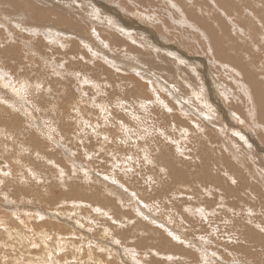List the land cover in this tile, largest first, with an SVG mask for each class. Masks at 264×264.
I'll return each mask as SVG.
<instances>
[{"label":"rangeland","instance_id":"1","mask_svg":"<svg viewBox=\"0 0 264 264\" xmlns=\"http://www.w3.org/2000/svg\"><path fill=\"white\" fill-rule=\"evenodd\" d=\"M124 1L0 0V264H264V129L252 87L211 55L196 21L166 19L164 1L151 0L148 22L136 12L141 0H128L131 15ZM254 2L233 3L257 18L217 7L208 15L260 27ZM253 27L232 36L252 31L263 43L264 28ZM159 35L190 58L156 51ZM256 52L260 68L264 48ZM237 104L245 115H226Z\"/></svg>","mask_w":264,"mask_h":264},{"label":"bare ground","instance_id":"2","mask_svg":"<svg viewBox=\"0 0 264 264\" xmlns=\"http://www.w3.org/2000/svg\"><path fill=\"white\" fill-rule=\"evenodd\" d=\"M91 2H92V0H90ZM105 1V0H104ZM132 1V0H131ZM134 1V0H133ZM162 1H164V4H162L161 2H160V4L163 6L164 5V7H165V10H164V14H165V18L166 19H168L169 17L171 18L170 20H173V21H175V22H177L178 23V19L180 20L183 16L185 17L184 19H182L181 21H179V24H181L182 23V25H186V27H187V25H189V28H190V24H192V22L193 21H196L197 22V24L204 30V32L206 33V34H208V36H209V38H210V42H211V44H212V48L213 49H215V53H211V55L213 56V57H215V58H222L223 60H227L228 61V63H229V61L231 62V63H233L237 68H239L240 70L237 72V73H239L241 76L243 75L244 76V80H246L247 81V83H249V85L252 87V99H253V101H254V105L252 104V106H253V109H256L257 110V108L259 109V123H262V124H256L259 128H263L264 129V81L262 82V81H259V79H264V62L262 63V65L261 66H259L260 68H258L257 66H255V60H254V57H253V52L255 51H260V49L262 50L263 48L261 47V46H259V44L260 45H262V46H264V14H261V19H260V21L262 22L261 24H260V27L258 26V25H256L255 26V24L253 25V23H250V24H248V22H244V21H241V22H238L240 25H238V27H237V25L235 24V23H233V24H231V23H229V21H226L224 18L223 19H221L218 15H214L213 13V17H210L211 15H208V13L210 14V12L211 11H213V9L215 8V7H217V9L219 8L221 11L223 10V12L224 11H227L228 13V15L229 16H231V15H233V16H235L237 19H241V18H244L245 19V13L246 12H248V11H250L252 14H251V16H253V17H255V18H257V16H256V13L258 14V17H259V13L257 12V11H254V7H250V6H247V7H243V9L241 8V7H239V5L236 3L235 5H234V0H212V3H205L204 2V0H197L198 1V3H196V2H194V1H192V0H190V4H189V0H162ZM208 1V0H207ZM210 1V0H209ZM239 1V0H238ZM258 0H256V2H257ZM263 5H261V6H263L262 7V10L264 11V0H259ZM52 2V1H51ZM96 2H97V0H96ZM107 2H108V0H107ZM114 2V1H113ZM125 3L123 4V7H121L120 5H118L119 6V8H121L120 10H121V12H123V14H124V12L125 13H128V14H132V13H130V12H128V11H134V9H133V7L130 5V4H132V2H130V1H128L127 0V2L126 1H124ZM60 3V2H59ZM71 3V2H70ZM76 3V2H75ZM100 3V2H99ZM109 3H110V1H109ZM254 0H253V5H254ZM26 4V3H25ZM58 4V3H57ZM61 4V3H60ZM87 4H89V3H87ZM98 4V3H97ZM142 4H143V6L144 5H150V4H152L151 6L152 7H156V3L155 2H152L151 0H141V2H140V7H138L137 8V10H136V12H141V14H140V16L144 19V20H148V22H149V20H155V18L154 19H152L150 16H151V13H150V9H146V10H144V8L142 7ZM154 4V5H153ZM240 4H241V2H240ZM54 5V4H53ZM79 5V4H78ZM91 5V4H90ZM94 5H95V3H94ZM105 5H107V4H105ZM249 5V4H248ZM259 5V4H258ZM259 5V6H260ZM55 6V5H54ZM74 6V5H73ZM79 6H81V4L79 5ZM108 6V5H107ZM116 6H117V2H116ZM118 6H117V8H118ZM95 7V6H94ZM97 7V6H96ZM95 7V8H96ZM104 7V6H103ZM110 7H112V6H110ZM199 7H201V9H202V14L199 12ZM7 8V7H6ZM35 8H37V7H35ZM35 8H33V10L35 9ZM91 8V7H90ZM105 8H107L106 6H105ZM118 8V9H119ZM163 8V7H162ZM162 8H158V10L159 11H163V9ZM54 9V8H53ZM112 9V8H111ZM113 9H114V7H113ZM116 9V8H115ZM114 9V10H115ZM117 9V10H118ZM157 9V8H156ZM167 9V10H166ZM259 9V8H258ZM91 10H93V8L91 9ZM96 10H98V9H96ZM107 10V9H106ZM110 10V9H109ZM114 10H112V13L114 12ZM143 10H144V12H143ZM54 11V10H53ZM52 11V12H53ZM95 11V10H94ZM32 12V11H31ZM120 12V11H119ZM135 12V13H136ZM44 13V15L46 14V12H43ZM54 13V12H53ZM61 13V12H60ZM74 13V12H73ZM97 13V12H96ZM115 13H116V10H115ZM91 14V13H90ZM114 14V13H113ZM112 14V15H113ZM247 14V13H246ZM24 15V14H23ZM58 15V14H57ZM61 16H62V14H60ZM92 15V14H91ZM97 15V14H96ZM95 15V16H96ZM119 15V14H118ZM137 15V14H136ZM203 15H206V16H203ZM208 15V16H207ZM27 16V15H26ZM64 16V15H63ZM107 16V15H106ZM117 16V15H116ZM125 16V15H124ZM138 16V15H137ZM153 16V15H152ZM177 16V18H175ZM17 17H19V16H17ZM65 17V16H64ZM93 17V16H92ZM97 17V16H96ZM103 17H105V16H103ZM108 17H110V16H108ZM128 17V16H127ZM156 17V16H155ZM241 17V18H240ZM7 18V17H6ZM29 18H30V16H29ZM102 18V17H101ZM112 18V17H111ZM120 18V17H119ZM126 18V17H125ZM250 18V17H249ZM11 19H13L12 17H11ZM21 19H22V17H21ZM32 19V18H31ZM39 19V18H38ZM65 19V18H64ZM93 19H95L94 17H93ZM121 19V18H120ZM135 19V18H134ZM177 19V20H176ZM188 19V20H187ZM229 19V18H228ZM246 19H248L247 17H246ZM4 20H5V18H4ZM8 20V19H7ZM6 20V21H7ZM35 21H37L36 19H34ZM33 20V21H34ZM60 20V19H59ZM97 20H99L98 18H97ZM108 20V19H107ZM112 20V19H111ZM110 20V21H111ZM137 20V19H136ZM141 21H140V23L142 22V19H140ZM251 20V19H250ZM5 21V22H6ZM50 21V20H49ZM78 21H79V19H78ZM101 21H102V19H101ZM114 21V20H113ZM139 21V20H138ZM159 21V20H158ZM259 21V22H260ZM12 22H14V21H12ZM20 22H23V21H20ZM32 22V21H31ZM43 22H45V21H43V20H40V23L42 24ZM62 20H60V21H58V23H59V25L60 26H62ZM98 22V21H97ZM104 22V20L102 21V23ZM112 22V21H111ZM114 22H116V21H114ZM124 22V21H123ZM151 23H152V21H150ZM157 22V21H156ZM257 22V21H256ZM8 23V22H7ZM15 24H18V23H16V22H14ZM14 23H12V25L14 26ZM28 23V22H27ZM40 23H38L37 25L39 26L40 25ZM64 23V22H63ZM105 23V22H104ZM137 23V22H136ZM160 23V22H159ZM170 23V22H169ZM172 23V22H171ZM21 24V23H20ZM54 24H55V22H54ZM65 24V23H64ZM95 24V23H94ZM106 24V23H105ZM108 24V26L110 27L111 25H113V24H111V23H107ZM109 24H111V25H109ZM121 24V23H120ZM125 24V23H124ZM142 24V23H141ZM144 24L145 23H143V26H144ZM155 24V23H154ZM161 24V23H160ZM165 24V23H164ZM176 24V23H175ZM258 24V23H257ZM6 25H8V24H6ZM24 25V24H23ZM44 25H46V24H44ZM117 25V23L115 24V26ZM140 25V24H139ZM138 25V27L136 26L135 28H134V30L136 29V30H138V29H141V30H143L140 26ZM193 25L194 24H192L191 25V28L193 27ZM106 26V25H105ZM104 26V27H105ZM178 26V25H177ZM181 26V25H180ZM254 26V27H253ZM263 26V27H262ZM6 26H4V28H5ZM19 27V26H18ZM22 27V26H21ZM31 27V26H30ZM41 27H43V26H41ZM49 27V26H48ZM57 27V26H56ZM94 27V26H93ZM117 27V26H116ZM147 27V26H146ZM185 27V28H186ZM249 27H253V29H254V31L257 33V35L259 34L258 33V29H257V27H259V31H261V29L260 28H262L263 29V39H262V42L263 43H261V41H259V44H256V42L257 41H255V35L252 33V31H251V38H250V40H244L242 37H240V41L238 40V39H236L235 37H233L232 36V34L233 33H235V34H241L242 35V33L244 32V31H246L247 29H249ZM14 28H16L15 26H14ZM45 28V27H44ZM113 28V27H112ZM122 28H124L125 29V27H121L120 29H122ZM153 29H156V28H154V27H152ZM161 28H163V27H161ZM189 28L187 29V30H189ZM8 29V28H7ZM28 29V28H27ZM26 29V30H27ZM32 30L34 29V28H31ZM43 29V28H42ZM70 29H72V30H74V28L73 27H70ZM123 29V31L125 32L126 30H124ZM164 29H166L165 27H164ZM17 30H20V29H17L16 28V31ZM59 30V29H58ZM115 30V29H114ZM200 30V29H199ZM9 31V30H8ZM14 31V30H13ZM23 31V30H22ZM38 31H40V30H38ZM61 31V30H60ZM93 31V30H92ZM119 31V30H118ZM122 31V30H121ZM122 31V32H123ZM144 31H148L147 29H144ZM150 31V30H149ZM166 31H167V29H166ZM165 31V32H166ZM248 31V30H247ZM56 32V31H55ZM121 32V33H122ZM123 32V33H124ZM128 32H130V33H132L133 31H129L128 30ZM135 32V31H134ZM138 32V31H137ZM157 32V31H156ZM168 32V31H167ZM183 32V31H182ZM10 33V32H9ZM41 33V32H40ZM67 33V32H66ZM126 33V32H125ZM249 33V32H248ZM35 33H33V35H34ZM50 34H51V32H50ZM59 34V33H58ZM71 34V33H70ZM96 34V33H95ZM140 34V33H139ZM185 34H186V32H185ZM204 34V33H203ZM10 35V34H9ZM14 35V34H13ZM41 35V34H40ZM65 35V34H64ZM68 35V34H67ZM97 35H98V33H97ZM122 35V34H121ZM126 35H127V33H126ZM128 35H131V34H128ZM155 35V34H154ZM188 35H190V34H187L186 36H188ZM234 35V34H233ZM260 35V34H259ZM46 36V35H45ZM59 36H62V35H59ZM73 36V35H72ZM92 36V35H91ZM112 36V35H111ZM156 36V35H155ZM162 36V35H161ZM185 36V37H186ZM47 37V36H46ZM126 37V36H125ZM132 37V36H131ZM163 37V36H162ZM162 37H160V35L158 36V37H156V43L155 42H153V46L155 47V49H156V51H161L160 49H159V47L160 48H162V50L163 51H169V52H165V53H168V54H171V55H174L172 58H174V57H176V54L177 53H179L180 54V57H182V58H185V57H187L188 56V52L186 51V49L184 48V47H182L183 45H181V47H179V45H177L176 44V47L175 46H170V45H168L169 43H167L168 41H170L171 39H169V40H165L166 42H165V44L164 43H162ZM257 37V36H256ZM54 38V37H53ZM57 38H58V36H57ZM72 38V37H71ZM99 38V37H98ZM127 38V37H126ZM130 38V37H129ZM192 38V37H191ZM24 39V38H23ZM30 39V38H29ZM33 39V38H32ZM132 39V38H131ZM130 39V40H131ZM190 39V38H189ZM196 39V38H195ZM194 39V40H195ZM15 40V39H14ZM25 40V39H24ZM35 40V39H34ZM46 40V39H45ZM78 40V39H77ZM143 40H145L144 39V37H143ZM188 40V39H187ZM186 40V41H187ZM22 41V40H21ZM52 41H53V39H52ZM55 41V40H54ZM53 41V42H54ZM58 41V40H57ZM102 41V40H101ZM196 41V40H195ZM28 42V41H27ZM26 42V43H27ZM60 42V41H59ZM86 42V41H85ZM179 42V41H178ZM178 42H175L174 41V43H178ZM250 43V44H252L253 45V49L254 50H250V49H247L248 47H246L245 49H243V47H244V44L245 43ZM25 43V44H26ZM47 43H48V40H47ZM134 43V42H133ZM137 43H139V42H137ZM170 43H172V42H170ZM194 43V42H193ZM50 44V43H49ZM76 44V43H75ZM83 44H85V43H83ZM89 44V43H88ZM135 44V43H134ZM140 44V43H139ZM142 44V43H141ZM86 45V44H85ZM124 45V44H123ZM159 45H161V46H159ZM197 45V44H196ZM196 45H195V47H196ZM28 46H29V44H28ZM59 46H61L60 45V43H59ZM22 47H24V46H22ZM26 47V46H25ZM31 47H33L32 45H31ZM62 47V46H61ZM96 47V46H95ZM105 47V46H104ZM163 47H164V49H163ZM28 48V47H27ZM35 48V51L36 52H38V53H42L43 51H41L40 52V50L39 49H37L36 47H34ZM78 48V47H77ZM90 48V47H89ZM127 48V47H126ZM44 49V48H43ZM100 49V48H99ZM119 49V48H118ZM134 49V48H133ZM146 49V48H145ZM189 49V48H188ZM212 49V50H213ZM93 50V49H92ZM91 50V51H92ZM95 50V49H94ZM98 49H96V51H97ZM172 50H174V52H172ZM198 50V49H197ZM196 50V51H197ZM105 51V50H104ZM93 52V51H92ZM152 52V51H151ZM194 52V51H193ZM106 53H107V51H106ZM110 53V52H109ZM197 53H199L198 51H197ZM201 53V52H200ZM257 53V52H256ZM44 54H46V53H44ZM94 54H96V53H94ZM99 54V53H98ZM167 54V55H168ZM179 54H177V55H179ZM189 54L191 55V51H189ZM203 54L205 55V53L203 52ZM208 54V53H207ZM209 54H210V52H209ZM242 54H244V58L241 60V58H240V55L242 56ZM259 54V53H258ZM30 55V54H29ZM92 55V54H91ZM203 55V56H204ZM247 55H249L250 56V59H248V60H246V56ZM96 56V55H95ZM141 56H143L142 54H141ZM170 56V55H169ZM256 56V55H255ZM2 57V56H1ZM6 57H8V56H6L5 55V58ZM100 56H98V58H99ZM107 57V56H106ZM171 57V56H170ZM189 57V56H188ZM209 57V55H207L206 56V58H208ZM212 57V58H213ZM248 57V56H247ZM44 58H45V56H44ZM80 58V57H79ZM110 58V57H109ZM143 58V57H142ZM177 58V57H176ZM190 58V57H189ZM205 58V59H206ZM259 58V57H258ZM264 58V57H263ZM193 59V58H192ZM35 61H36V59H34ZM56 60V59H55ZM216 60V59H215ZM222 60V61H223ZM179 61H182V62H184V64H185V61L182 59H179ZM190 61V60H189ZM214 61V60H213ZM220 61V60H219ZM225 61H224V64H225ZM226 61V62H227ZM30 62H31V60H30ZM58 62V61H57ZM92 62V61H91ZM204 62V61H203ZM13 63V62H12ZM15 63V62H14ZM32 63V62H31ZM53 63V62H52ZM131 63V62H130ZM33 64V63H32ZM36 64L37 65H35V66H37V67H35L36 69L38 68H41L39 65H38V63L36 62ZM73 64V63H72ZM74 64H76V63H74ZM92 64V63H91ZM118 64V63H117ZM200 64V63H199ZM204 64H206V62H204ZM211 64H214V63H211ZM227 65V64H226ZM29 66V65H28ZM33 66H34V64H33ZM194 66V65H193ZM206 66V65H205ZM230 66V65H229ZM71 67V66H70ZM133 67V66H132ZM223 67V66H222ZM231 67V66H230ZM67 68V67H66ZM73 68V67H72ZM81 68V67H80ZM80 68H79V70H80ZM196 68V67H195ZM215 68V67H214ZM68 69V68H67ZM116 69V68H115ZM223 69V68H222ZM232 69V68H231ZM118 70V69H117ZM3 71V70H2ZM235 71V70H234ZM0 72H1V70H0ZM88 72V71H87ZM136 73H138V72H136ZM139 74V73H138ZM217 74V73H216ZM25 75V74H24ZM39 75V74H38ZM77 75V74H76ZM146 75V74H145ZM211 75V74H210ZM223 75H225V74H223ZM30 76V75H29ZM142 76V75H141ZM162 76V75H161ZM219 76H220V74H219ZM240 76V77H241ZM242 76V77H243ZM263 76V78H261ZM222 77V76H221ZM225 77V76H224ZM237 77V76H236ZM7 78V77H6ZM211 78H212V81H213V83H218L217 81H218V78L219 77H217L216 75H215V73H213L212 74V76H211ZM13 79H14V77H13ZM222 79V78H221ZM10 81H11V79H9ZM234 81V80H233ZM220 82V81H219ZM221 83V82H220ZM241 84H242V82H240ZM7 84V83H6ZM29 84V83H28ZM231 84V83H230ZM240 84V85H241ZM48 85V84H47ZM235 85V84H234ZM37 86H38V84H37ZM215 86V88L217 89V88H219V86L217 85V84H215L214 85ZM237 87V86H236ZM242 87H243V85H242ZM250 87V88H251ZM221 88H222V86H221ZM224 88H226V89H228V90H230V88H227V87H224ZM220 89V88H219ZM116 90V89H115ZM175 91V90H174ZM219 91V90H218ZM231 91V90H230ZM251 91V90H250ZM250 91H248V92H250ZM223 92V91H222ZM221 92V93H222ZM223 95H224V93H223ZM229 95H232V91L229 93ZM220 96V95H219ZM238 96V95H237ZM21 97V96H20ZM176 97V96H175ZM222 97V96H221ZM227 97V96H226ZM229 97V96H228ZM159 98V97H158ZM189 98V97H188ZM220 98V97H219ZM232 98H233V96H232ZM236 98V97H235ZM239 98H240V96H239ZM178 99V98H177ZM236 99H238V98H236ZM238 100H240V99H238ZM24 101V100H23ZM166 101V100H165ZM241 101V100H240ZM236 102V101H235ZM7 103V102H6ZM226 103H227V99H226ZM231 103V102H230ZM248 103V102H247ZM25 104V103H24ZM183 104V103H182ZM182 104H181V106H182ZM219 104V103H218ZM191 105V104H190ZM189 105V106H190ZM27 106V105H26ZM232 106H234L233 107V111L232 112H230L229 111V108L231 107V106H227V105H225L224 106V109H225V113H226V115H230L231 117H237V116H235V115H233V114H236V115H239L240 116V114H244L245 115V109L243 108L242 110H241V108L240 107H243L241 104H237V105H232ZM229 107V108H228ZM249 109V108H248ZM100 110V109H99ZM168 110H171V109H168ZM235 110V111H234ZM216 111V110H215ZM247 111V110H246ZM168 112V111H167ZM248 112V111H247ZM253 113V112H252ZM252 113H251V109H250V111H249V114H251L252 115ZM208 115V114H207ZM247 115H248V113H247ZM198 116V115H197ZM229 116V117H230ZM241 117V116H240ZM254 117V116H253ZM239 118V117H238ZM159 119V118H158ZM230 120V119H229ZM252 120H254V119H252ZM246 121V120H245ZM248 121H250V120H248ZM256 121V120H255ZM232 122V121H231ZM252 122V121H251ZM256 123V122H255ZM243 129H244V127H242ZM240 129V128H239ZM248 130V129H247ZM252 130V129H251ZM46 132V131H45ZM237 132V131H236ZM249 132V131H248ZM47 133V132H46ZM255 133V132H254ZM246 134V133H245ZM50 135V134H49ZM235 136H238L237 134H235ZM243 136V135H242ZM251 136V135H250ZM258 136V135H257ZM68 137V136H67ZM225 137V136H224ZM51 138V137H50ZM68 139V138H67ZM70 139V138H69ZM213 139V138H212ZM225 139V138H224ZM244 139H245V137H244ZM52 141V140H51ZM227 141V140H226ZM70 144V143H69ZM227 144V143H226ZM74 148V147H73ZM178 148H180V147H178ZM69 150V149H68ZM179 150V149H178ZM70 151V150H69ZM58 156V155H57ZM71 156V155H70ZM113 157V156H112ZM170 159V158H169ZM115 161V160H114ZM143 162V161H142ZM75 163V162H74ZM67 164V163H66ZM62 165V164H61ZM62 167V166H61ZM116 167V166H115ZM9 173V172H8ZM117 174V173H116ZM152 175V174H151ZM105 176V175H104ZM106 177V176H105ZM73 178V177H72ZM40 179V178H39ZM79 181V180H78ZM72 183V182H71ZM78 184V183H77ZM1 185V184H0ZM147 185V184H146ZM61 186V185H60ZM121 189H122V187H121ZM150 189V188H149ZM77 192V191H76ZM75 192V193H76ZM96 193V192H95ZM67 194V193H66ZM86 194V193H85ZM84 194V195H85ZM125 195V194H124ZM103 196V195H102ZM88 197V196H87ZM123 197V196H122ZM125 198V197H124ZM37 199V198H36ZM92 199V198H91ZM94 199V198H93ZM93 199H92V201H93ZM96 199V198H95ZM99 199V198H98ZM137 199V198H136ZM81 200V199H80ZM95 202H97L98 203V200H94ZM105 201H107V200H105ZM120 201V200H119ZM121 202V201H120ZM141 202V201H140ZM143 202V201H142ZM141 202V203H142ZM146 202V201H145ZM147 202H148V200H147ZM114 203V202H113ZM113 203L112 202H110L109 200H108V204H107V206H106V208L107 209H110L109 208V206H113L114 207V205H113ZM119 203V202H118ZM137 203L139 204V202L137 201ZM140 203V204H141ZM149 203V202H148ZM74 204V203H73ZM99 205H100V203H98ZM17 205V204H16ZM27 205V204H26ZM30 205V204H29ZM144 207L145 206H147V205H143ZM1 208V207H0ZM24 208H25V206H24ZM115 209H117L116 207H114ZM146 209H147V207H145ZM112 209V208H111ZM111 209H110V211H111ZM114 209V210H115ZM119 209V208H118ZM118 209H117V211H118ZM145 209V210H146ZM37 210V209H36ZM114 210H112V211H114ZM139 210H141V209H139ZM144 210V211H145ZM35 211V210H34ZM116 211V210H115ZM42 211L40 210V209H38L37 210V213L36 214H38V215H41L42 213H41ZM24 213V212H23ZM139 213H141L140 211H139ZM29 214V213H28ZM46 214V213H45ZM45 214H42V215H45ZM115 214V213H114ZM127 214V213H126ZM47 215H49V214H47ZM117 215V214H116ZM46 216V215H45ZM54 216V215H53ZM59 216V215H58ZM123 216V215H122ZM127 216V215H126ZM116 217V216H115ZM129 217H131V216H129ZM128 217V218H129ZM45 218V217H44ZM64 218V217H63ZM119 218V217H118ZM121 219V218H120ZM22 220V219H21ZM64 220V219H63ZM116 220V219H115ZM60 221V220H59ZM117 222H118V220H116ZM17 223V222H16ZM121 223H122V220H121ZM124 224V223H123ZM249 224V223H248ZM109 225V224H108ZM9 226V225H8ZM44 226V225H43ZM154 227V226H153ZM109 228H111V226H109ZM125 230V229H124ZM6 231V230H5ZM38 232V231H37ZM5 232H3V234H4ZM43 233V232H42ZM127 233H128V231H126L125 232V234L127 235ZM134 235H135V230H134V233H133ZM137 234V233H136ZM257 234V233H256ZM17 235V234H16ZM45 236V235H44ZM133 236V235H132ZM47 237V236H46ZM133 238H135V237H133ZM23 239V238H22ZM115 239H113V241H114ZM116 241V240H115ZM114 241V242H115ZM117 241H118V239H117ZM106 242H108V240H106ZM21 243V242H20ZM103 244V243H102ZM112 244V243H111ZM114 244V243H113ZM116 245V244H115ZM117 245H119V244H117ZM118 247V246H117ZM120 247V246H119ZM74 248V247H73ZM103 249V248H102ZM122 248H120L119 250H121ZM126 250V249H125ZM127 251V250H126ZM121 252V251H120ZM119 253V252H118ZM123 253V252H122ZM119 255H120V253H119ZM121 256V255H120ZM119 256V257H120ZM123 257V256H122ZM121 257V258H122ZM125 257V256H124ZM220 260V259H219ZM223 263V262H222ZM52 264V263H51ZM102 264V263H101ZM224 264V263H223Z\"/></svg>","mask_w":264,"mask_h":264}]
</instances>
